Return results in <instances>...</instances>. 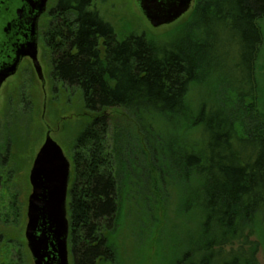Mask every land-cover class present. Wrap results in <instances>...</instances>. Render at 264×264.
I'll return each instance as SVG.
<instances>
[{
	"label": "trees",
	"instance_id": "trees-1",
	"mask_svg": "<svg viewBox=\"0 0 264 264\" xmlns=\"http://www.w3.org/2000/svg\"><path fill=\"white\" fill-rule=\"evenodd\" d=\"M92 1L56 0L45 34L50 79L78 89L86 112L70 161V264H115L130 210L152 225L161 205L163 227L169 202L194 216L174 264H257V248L242 246L264 231V0H193L181 39L161 45L118 39ZM227 59L236 77L225 82ZM159 130L161 153L147 138Z\"/></svg>",
	"mask_w": 264,
	"mask_h": 264
},
{
	"label": "rangeland",
	"instance_id": "rangeland-1",
	"mask_svg": "<svg viewBox=\"0 0 264 264\" xmlns=\"http://www.w3.org/2000/svg\"><path fill=\"white\" fill-rule=\"evenodd\" d=\"M52 1L54 3L56 0ZM193 5L192 0L190 9L180 19L157 28H153L144 18L137 0H93L91 9L113 26L118 39L128 35H144L146 39L161 45L181 39V26L188 20ZM260 25L264 33V18ZM39 53L43 72L48 79V55L41 48ZM257 62L258 72L264 78V39ZM224 65L225 69L220 73L223 80L228 82L236 77V73L229 69L228 59L224 60ZM30 66L28 63L23 64L20 73L3 85L0 94V264H33L24 237L27 198L31 192L28 176L34 157L44 141L47 126L52 129L51 138L71 161L73 142L86 120L78 89L66 88L50 78V83L43 89L36 75L30 72ZM208 80L202 79V89H208L207 85L213 83ZM216 98H222V92ZM190 100L193 104L206 100L205 110L210 107L208 102H212L195 86L191 89ZM129 126L135 132L133 126ZM155 135L156 138L152 136L151 139L147 136L148 142L157 144L161 153V131ZM173 206L174 202H169L165 213L168 219L163 227L161 205H155L152 212L149 208L150 218L155 216L156 219L152 220V225L148 215L134 213L131 209L118 234H115L118 248L115 264H174L183 243L191 235L194 216L176 217L170 211ZM250 246L257 248V264H264V231L246 238L242 248L248 251ZM238 247L240 243L235 242L232 247L223 248V253Z\"/></svg>",
	"mask_w": 264,
	"mask_h": 264
},
{
	"label": "water",
	"instance_id": "water-1",
	"mask_svg": "<svg viewBox=\"0 0 264 264\" xmlns=\"http://www.w3.org/2000/svg\"><path fill=\"white\" fill-rule=\"evenodd\" d=\"M47 0H34L32 6L37 14L30 17L28 33L16 30L13 50L0 44V52L12 58L10 63L0 65V83L12 74L22 57L32 60L34 69L42 80L37 60L36 30L37 15L45 8ZM140 12L148 23L157 28L168 25L182 17L191 7L192 0H137ZM11 41L12 30L3 27ZM0 36H2L0 34ZM1 41V40H0ZM50 129L38 149L29 171L31 192L27 198L24 236L33 264H70L68 250L69 221L67 217V194L71 164L61 147L51 138Z\"/></svg>",
	"mask_w": 264,
	"mask_h": 264
},
{
	"label": "flooded vegetation",
	"instance_id": "flooded-vegetation-1",
	"mask_svg": "<svg viewBox=\"0 0 264 264\" xmlns=\"http://www.w3.org/2000/svg\"><path fill=\"white\" fill-rule=\"evenodd\" d=\"M33 3H34V0H0V34L2 35L0 36V40H1L0 44H4V47H8L10 50H13L14 43L16 40V37H15L16 30L19 33H28L29 28H30L29 19L32 16V11L34 15L37 14L36 10L33 9L34 8L32 6ZM54 5H55V2L53 3L52 0H47L45 3L44 10L36 16L37 19L35 23V30H36L37 60L41 68L42 80L39 79L34 69L32 60L29 57L25 56L20 59L19 63L16 66L15 71L12 74L8 75L3 81H1L0 94L3 91L2 90L3 85L9 79L15 77L18 73H20L22 66L25 63L31 64L33 70L32 68H30L31 67L30 66L29 67L30 72L32 71L36 75V78L40 82V85L43 89L46 87L47 83H50L49 81L50 77L47 79V77L45 76V73L43 72L42 65L39 60V54H40L39 51L41 48V50L47 53L48 55L47 57H48L49 64H50V74H51V71H52L51 54L48 52L46 48L45 34L48 32V29L51 23L53 22V17H52L51 12H53ZM7 24L11 28L15 29L11 31V34H10L11 41H8V34H5L3 30L4 25H7ZM11 61H12L11 57H8L3 52H0V65L10 63ZM1 68H3V66ZM48 129H50L49 126H47L46 130ZM51 132H52V129H50L49 131L50 135H51ZM26 208H27V205H26ZM25 216H26V213H25ZM26 223H27V218H26ZM26 246H27V243H26ZM69 263H70V260H69Z\"/></svg>",
	"mask_w": 264,
	"mask_h": 264
}]
</instances>
